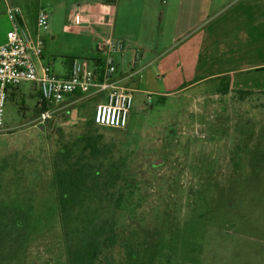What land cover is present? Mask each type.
Listing matches in <instances>:
<instances>
[{
    "label": "rangeland",
    "instance_id": "374dc122",
    "mask_svg": "<svg viewBox=\"0 0 264 264\" xmlns=\"http://www.w3.org/2000/svg\"><path fill=\"white\" fill-rule=\"evenodd\" d=\"M233 2H206L178 30L225 21ZM10 5L45 8V36L66 20L51 0H0V45ZM227 86L167 94L160 78L133 94L119 131L94 123L102 96L39 121L34 85L21 83L0 139V264H76L91 242L94 264H264V96ZM55 171L71 184L64 204Z\"/></svg>",
    "mask_w": 264,
    "mask_h": 264
},
{
    "label": "crops",
    "instance_id": "0c3cea01",
    "mask_svg": "<svg viewBox=\"0 0 264 264\" xmlns=\"http://www.w3.org/2000/svg\"><path fill=\"white\" fill-rule=\"evenodd\" d=\"M51 1L54 11L60 9L66 20L54 22L50 33L43 35L44 55L38 64L50 65L57 76L68 75L75 59L88 60L92 68L100 67L105 54L98 51L97 43L114 38L127 45L125 53L115 57L118 74L125 77L141 72L138 84L124 83L134 93L146 91L140 88L146 89L160 78L169 89L167 94L226 79L229 94L264 96V0H234L233 11L225 21L195 34V24L178 30L181 16L195 11L199 14L206 2L210 6L223 0ZM22 11L23 34L35 36L39 12L32 7ZM76 15L81 17L80 25L75 24ZM118 15L123 31L116 32ZM9 23L3 43L12 28ZM63 34L70 37L65 39ZM219 58L228 60L224 67L219 66ZM17 89H10L9 97Z\"/></svg>",
    "mask_w": 264,
    "mask_h": 264
},
{
    "label": "built area",
    "instance_id": "2783aa9c",
    "mask_svg": "<svg viewBox=\"0 0 264 264\" xmlns=\"http://www.w3.org/2000/svg\"><path fill=\"white\" fill-rule=\"evenodd\" d=\"M7 16L12 29L6 43L0 45V139L4 127L5 109L9 91L21 83H32L38 94L39 121H46L59 111L69 110L82 100L103 97L96 104L94 123L101 128L127 130L134 106V89L125 82L138 84L141 72L135 71L125 77L118 74L115 55H123L127 45L123 41L108 38L97 43V49L105 54L101 66L92 68L90 62L75 59L68 75L57 76L50 65L39 66L45 49L44 34L50 30V17L45 8L37 16L38 33L23 34V11L8 6ZM75 24L82 23L76 15Z\"/></svg>",
    "mask_w": 264,
    "mask_h": 264
},
{
    "label": "trees",
    "instance_id": "16d2710c",
    "mask_svg": "<svg viewBox=\"0 0 264 264\" xmlns=\"http://www.w3.org/2000/svg\"><path fill=\"white\" fill-rule=\"evenodd\" d=\"M240 95H249L250 93H241ZM67 176H64V173L60 171H55L54 173V181H55V187L58 192V201L59 204L63 202V204L66 202V199L69 196V188L71 187V184H67ZM99 255V249H98V243L97 242H91L85 249L79 250L75 252L74 257L76 259V264H94V262L97 260Z\"/></svg>",
    "mask_w": 264,
    "mask_h": 264
}]
</instances>
